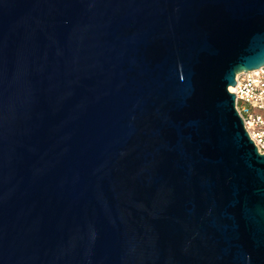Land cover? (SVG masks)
I'll list each match as a JSON object with an SVG mask.
<instances>
[{"label": "water", "instance_id": "obj_1", "mask_svg": "<svg viewBox=\"0 0 264 264\" xmlns=\"http://www.w3.org/2000/svg\"><path fill=\"white\" fill-rule=\"evenodd\" d=\"M263 63L264 0H0V264H264Z\"/></svg>", "mask_w": 264, "mask_h": 264}, {"label": "built area", "instance_id": "obj_2", "mask_svg": "<svg viewBox=\"0 0 264 264\" xmlns=\"http://www.w3.org/2000/svg\"><path fill=\"white\" fill-rule=\"evenodd\" d=\"M234 81L228 87L234 94V108L256 152L264 155V63L236 73Z\"/></svg>", "mask_w": 264, "mask_h": 264}, {"label": "bare ground", "instance_id": "obj_3", "mask_svg": "<svg viewBox=\"0 0 264 264\" xmlns=\"http://www.w3.org/2000/svg\"><path fill=\"white\" fill-rule=\"evenodd\" d=\"M229 89H231V88H229Z\"/></svg>", "mask_w": 264, "mask_h": 264}]
</instances>
